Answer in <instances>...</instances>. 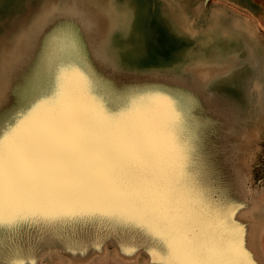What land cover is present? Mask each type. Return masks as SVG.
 I'll return each instance as SVG.
<instances>
[{
    "label": "snow or ice",
    "instance_id": "snow-or-ice-1",
    "mask_svg": "<svg viewBox=\"0 0 264 264\" xmlns=\"http://www.w3.org/2000/svg\"><path fill=\"white\" fill-rule=\"evenodd\" d=\"M12 63L5 50L6 73ZM32 63L36 70H17L25 89L35 90L31 102L11 115L0 109L7 115L0 128V228L16 238L3 249L13 257L8 264H35L19 258L25 247L35 248L23 226L63 221L81 224L66 237L63 250L73 255L90 236L99 252V227L107 223L122 253L143 248L153 264H254L246 225L234 219L245 205L209 197L194 170L185 119L191 97L182 104L183 90L168 88L131 93L112 106L121 89L92 69L68 21L38 34Z\"/></svg>",
    "mask_w": 264,
    "mask_h": 264
},
{
    "label": "rangeland",
    "instance_id": "rangeland-1",
    "mask_svg": "<svg viewBox=\"0 0 264 264\" xmlns=\"http://www.w3.org/2000/svg\"><path fill=\"white\" fill-rule=\"evenodd\" d=\"M0 1H3L0 45L12 50L15 41L22 37L29 42L25 53L7 73L0 75V109L7 108L11 115L31 102L35 90L25 89L17 70L30 64L36 70L32 62L38 34L57 21L70 22L75 25L79 46L92 69L121 89L110 98L114 104L127 102L131 93H166L168 88L183 90L185 96L179 98L182 104L187 103V97L195 101L185 117L194 149V170L201 173L209 197L216 193L245 205L236 211L234 219L246 225V247L254 264H264V0H135L144 11V26L132 31L130 36L127 31L128 37L121 45L124 51L132 52L131 58H112L101 46L109 10L100 5L106 2L125 7L124 0H26L34 21L23 16L25 8L14 13L9 0ZM87 8L96 13H89ZM44 9L47 14H43ZM167 11L182 13L190 19L199 38L174 36L171 22L165 16ZM181 24L188 25L183 20ZM211 27L226 35L235 34L241 27L251 40L247 49H240L226 59L230 62L228 74L203 80L191 70H184L178 55L187 52L190 64H195L193 59L204 54L216 57L212 42L202 40L206 29ZM16 32L22 37L15 38ZM214 35L204 36L214 40ZM2 60L3 57L0 69ZM101 86H104L102 82ZM6 122L7 115L0 116V128ZM23 227L30 231L35 248L29 252L25 247L19 258L34 260L35 264H153L149 252L143 248L130 259L121 258L118 238L110 234L107 223L99 227L101 250L92 249L97 237L90 236L83 244L74 246L76 255L63 249L69 232L81 228L80 222ZM15 239V233L0 228V264H8L13 258L3 249L13 248ZM82 247L88 248L84 256L79 254ZM75 257L80 259H72Z\"/></svg>",
    "mask_w": 264,
    "mask_h": 264
},
{
    "label": "bare ground",
    "instance_id": "bare-ground-1",
    "mask_svg": "<svg viewBox=\"0 0 264 264\" xmlns=\"http://www.w3.org/2000/svg\"><path fill=\"white\" fill-rule=\"evenodd\" d=\"M9 1L12 4L10 9L14 13L18 12V10H23V8H25L23 16L26 17V19L29 18L30 16L32 18V21H34L31 10L27 8L28 3L26 4V2L28 1L26 0H9ZM2 2L3 1H0V4ZM124 3H125V7H123V4L118 5L117 7L115 5L114 6L111 4L109 5L106 2H103L100 5L103 9L107 8V10H109L108 17H107L108 21H104L105 26H103V28H105L104 30L105 36L103 38L104 41L101 39L102 40L101 46H102L103 52L106 51V53L112 58L114 57L118 58V56L131 58L133 56L132 52H128V51L126 52L121 47L123 40L128 37L126 35V32L130 31L129 32V36H130L132 31L134 30L139 31L144 26V17H143L144 11L141 9L140 5L138 3H135V0H134V3H133V0H124ZM49 6L50 5H47L48 8ZM87 9H89L88 10L89 13L93 15L96 13L95 10L94 12H92L93 10H90V8H87ZM45 12L43 14H47V12L46 13ZM165 16L171 22L170 24L172 26V32L174 33V36L181 37L180 35L183 34L192 40H194L195 37L199 38V33L197 30L196 31L194 30L193 24L190 23V19H188L182 13L176 15L175 13L172 14L171 11H167ZM42 17H44V15H42ZM181 20L185 21L188 25L186 27L182 26ZM206 30L207 31H205L204 35H207V33H209V35L213 36V34H215L214 35L215 38L214 40H207V38L203 35L204 38L202 40H205L206 42H212V46L215 48L214 52L217 54L216 57H213V58L209 57L208 54H204V51H202L201 53L208 57L203 55L201 57L195 58L193 60H195L196 63L190 64L189 62L190 57L188 56L187 52L184 51L178 55V58L180 59L179 61L184 63V70H191L194 74L198 75L199 79H203V80H207V78L215 79L216 76L218 75L220 76L221 74L222 75L228 74V72L230 71L229 70L230 62H227L226 59L228 57H231L232 55L234 56L237 52L240 51V49L242 50L247 49V47L249 46L248 44L251 40L247 32L243 30L241 27L237 28L235 34H230V35L223 34L216 27H211ZM15 34H16L14 35L15 38L22 37V35L19 36L17 32ZM222 40H225V41L223 42ZM239 43L240 45H238ZM28 44L29 42L27 38L22 37L20 40L15 41V45L12 50H10L7 47L5 49L4 45L2 44L0 45V58L3 57L2 66L0 69L1 76H3V73H5V70L3 68V66L5 67V50L8 49L7 52L9 53V60L16 62L17 59L22 55V53H25L28 47ZM210 58L213 61L210 62L209 61ZM13 64L15 63L10 64L9 67L13 66ZM125 102L121 101L118 104H114V102L111 101V104L117 106ZM118 254L124 260L134 257L133 254L127 255V254L122 253L120 249H118ZM72 259L79 260L80 258L75 257Z\"/></svg>",
    "mask_w": 264,
    "mask_h": 264
}]
</instances>
